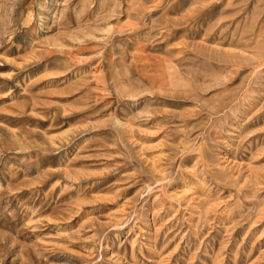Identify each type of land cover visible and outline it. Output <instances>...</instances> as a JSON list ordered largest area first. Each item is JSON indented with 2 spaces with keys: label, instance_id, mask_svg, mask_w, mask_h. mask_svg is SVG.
I'll return each instance as SVG.
<instances>
[{
  "label": "rangeland",
  "instance_id": "1",
  "mask_svg": "<svg viewBox=\"0 0 264 264\" xmlns=\"http://www.w3.org/2000/svg\"><path fill=\"white\" fill-rule=\"evenodd\" d=\"M0 264H264V0H0Z\"/></svg>",
  "mask_w": 264,
  "mask_h": 264
}]
</instances>
